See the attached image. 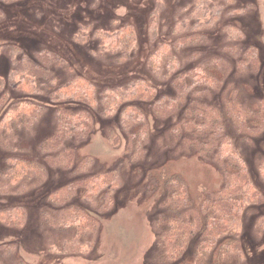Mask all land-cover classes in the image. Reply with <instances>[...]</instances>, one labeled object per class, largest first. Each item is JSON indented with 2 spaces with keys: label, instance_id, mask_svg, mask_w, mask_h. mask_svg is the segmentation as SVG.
I'll return each instance as SVG.
<instances>
[{
  "label": "trees",
  "instance_id": "16d2710c",
  "mask_svg": "<svg viewBox=\"0 0 264 264\" xmlns=\"http://www.w3.org/2000/svg\"><path fill=\"white\" fill-rule=\"evenodd\" d=\"M1 1L11 4L25 0ZM234 2L192 0L190 6L179 11L180 15L169 28L168 3L164 6L163 0H155L146 12L145 35L152 49L146 54L143 73L141 77H128L124 85L116 88L104 87L98 91L92 81L79 74L65 84L55 85L53 69L64 67L54 53L43 50L22 59L17 67L13 63V69L0 77V143L3 145H7L17 131L27 129L43 112L45 105L36 99L39 95L49 92L48 102L55 108L58 127L38 147L42 160L8 156L0 174V202L20 193L27 182L45 175L48 168L59 161L74 176L47 197L54 216L46 220L51 221L57 231L71 233L69 238L52 246L50 253L58 256L89 253L100 228L99 218L114 208L123 182L122 161L105 171L92 172L93 158H80L71 142L77 145L88 142L99 118L115 121L111 129L107 130L106 126L105 137L114 148L124 141L126 161L136 163L148 156L149 118L152 117L160 124L165 123L162 133L167 134L175 147L169 150L171 153L176 154V151L178 158L189 159L210 156L221 177L219 187L198 202L193 200L187 183L177 174L163 176L153 170L143 176V179L147 177L143 195L155 197L164 214L159 225L165 262H245L242 218L247 206L264 204V196L250 178L240 148L228 130L234 127V133L241 134L244 141L245 132L259 133L264 128V98L258 100L256 106H246L238 90L226 92L229 87L224 80L230 73L237 74L248 68L256 73L264 62L262 52L254 47L243 49L239 55L237 46L242 47L245 34L232 23L224 24L221 35H213L215 45L211 46V51L202 45L207 37V40L211 38L221 19L244 13L246 9L238 2L233 6ZM164 7L168 9L164 27L168 34L165 40H158ZM2 16L0 12V19ZM83 30L89 32L90 25ZM92 36L83 33L76 42L83 45L91 39L100 57H112L117 66L130 64L137 42L131 25L123 23L111 32L94 31ZM13 53L14 58L21 49L17 47ZM185 56L191 58L184 60ZM8 89L24 97H34L30 102H20L19 98L14 102L9 100ZM259 177L264 182V162L259 165ZM164 195L165 199H161ZM72 199H77L78 204L69 205ZM26 216L23 206L0 208V224L5 227L22 228ZM259 226L264 229V219L259 220Z\"/></svg>",
  "mask_w": 264,
  "mask_h": 264
},
{
  "label": "rangeland",
  "instance_id": "374dc122",
  "mask_svg": "<svg viewBox=\"0 0 264 264\" xmlns=\"http://www.w3.org/2000/svg\"><path fill=\"white\" fill-rule=\"evenodd\" d=\"M154 1L25 0L6 4L0 0V12L3 14L0 19V77H5L13 69V63L17 67L22 59L42 50L54 53L64 67L53 69L57 82L55 85L65 84L75 74H79L92 81L100 91L104 87L122 86L130 76L141 77L146 54L152 49L145 32L146 12ZM163 1L164 6L168 3L171 17L169 28L174 18L180 15L179 11L192 3V0ZM212 1L216 3L220 0ZM237 2L246 9L244 13L226 17L223 21L221 19V24L214 28L211 38L205 39L203 48L211 51V46L215 45L213 35H221L224 24L232 23L238 25L245 34L242 47L237 46L239 55L243 49L254 47L262 52L264 62V0H235L233 6ZM168 9L164 7L158 40H165L168 34L164 28L167 26ZM123 23L131 25L136 33V49L129 65L117 66L112 57H100L90 38L83 45L76 42L83 33L93 37L94 31L111 32ZM87 25H90L89 32L83 30ZM17 47L21 53L13 58V51ZM190 58L185 56L184 60ZM224 84L229 87L226 92H240V100L243 99L244 105L256 106L258 100L264 98V64L256 73L250 68L237 74L230 73ZM6 93L9 100L14 102L17 98L20 102H30L34 97H24L12 89L6 90ZM49 95V92H45L36 98L45 107L27 129L24 127L17 131L7 145L0 143V174L8 156L42 160L38 147L58 127L54 105L48 102ZM114 123L99 118L88 142L77 145L75 141H68L72 146L75 145L80 158H93L95 165L92 172L105 171L121 161L123 164L122 187L116 194L114 208L99 218L100 228L92 250L84 256H58L49 251L55 244L69 238V234L71 236L69 232L57 231L52 222L46 220L54 216L53 206L47 200L48 195L74 179L70 170L65 169L62 161H59L48 168L45 175L27 182L20 193L3 198L0 202V208L23 206L27 213L26 224L22 228H9L0 224V264H180L179 261L170 263L164 260L159 225L164 214L155 197L143 195L147 186V177L143 179V176L153 170L163 176L177 174L187 183L193 200L200 202L205 194L213 193L220 185L221 177L213 167V159L210 156L178 158L176 151V154L170 152L175 150L174 144L167 134L162 133L165 123L160 124L151 117L148 156L139 162L128 163L123 155L124 141L120 147L114 148L105 137L106 126L109 130L114 127ZM228 131H231L230 137L240 148L250 178L264 196V182L259 177V165L264 162V128L256 135L245 132V141L240 137L241 134L234 133V127ZM161 199H165V195ZM77 201L72 199L69 205H77ZM260 219H264V204L247 206L242 218L243 264H264V229H260ZM188 252L185 259L188 258ZM230 262L234 264L232 260Z\"/></svg>",
  "mask_w": 264,
  "mask_h": 264
}]
</instances>
